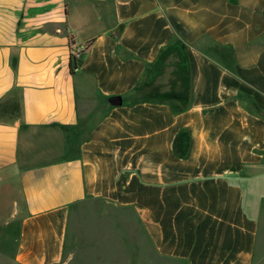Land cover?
<instances>
[{
	"label": "crops",
	"instance_id": "0c3cea01",
	"mask_svg": "<svg viewBox=\"0 0 264 264\" xmlns=\"http://www.w3.org/2000/svg\"><path fill=\"white\" fill-rule=\"evenodd\" d=\"M262 221L264 0H0V264H264Z\"/></svg>",
	"mask_w": 264,
	"mask_h": 264
},
{
	"label": "trees",
	"instance_id": "16d2710c",
	"mask_svg": "<svg viewBox=\"0 0 264 264\" xmlns=\"http://www.w3.org/2000/svg\"><path fill=\"white\" fill-rule=\"evenodd\" d=\"M77 67H78L77 59L71 55L70 61H69V72H70V74H74Z\"/></svg>",
	"mask_w": 264,
	"mask_h": 264
},
{
	"label": "rangeland",
	"instance_id": "374dc122",
	"mask_svg": "<svg viewBox=\"0 0 264 264\" xmlns=\"http://www.w3.org/2000/svg\"><path fill=\"white\" fill-rule=\"evenodd\" d=\"M263 220V219H262ZM261 227L263 228L264 227V221H262V225H261ZM12 229H14V231L16 230V224H13V226H12ZM14 241H15V239H14ZM15 243V242H14ZM8 246H9V244L8 243H6L5 244V247H6V250H7V252L8 253H6V256L8 257L10 254H11V248H8ZM14 247H15V244H14ZM261 252H264V244H263V246H261ZM263 254V253H262ZM7 257H6V263L5 264H7Z\"/></svg>",
	"mask_w": 264,
	"mask_h": 264
},
{
	"label": "water",
	"instance_id": "95a60500",
	"mask_svg": "<svg viewBox=\"0 0 264 264\" xmlns=\"http://www.w3.org/2000/svg\"><path fill=\"white\" fill-rule=\"evenodd\" d=\"M109 102L112 105H120L121 99L119 97H113V98L109 99Z\"/></svg>",
	"mask_w": 264,
	"mask_h": 264
},
{
	"label": "built area",
	"instance_id": "2783aa9c",
	"mask_svg": "<svg viewBox=\"0 0 264 264\" xmlns=\"http://www.w3.org/2000/svg\"><path fill=\"white\" fill-rule=\"evenodd\" d=\"M79 53L80 52L78 49H73L71 55L77 59V57L79 56Z\"/></svg>",
	"mask_w": 264,
	"mask_h": 264
}]
</instances>
